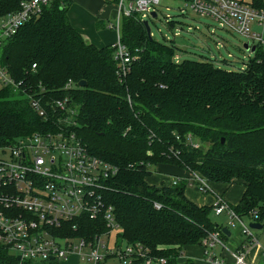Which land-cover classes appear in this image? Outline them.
<instances>
[{
	"label": "trees",
	"instance_id": "16d2710c",
	"mask_svg": "<svg viewBox=\"0 0 264 264\" xmlns=\"http://www.w3.org/2000/svg\"><path fill=\"white\" fill-rule=\"evenodd\" d=\"M20 1L0 0V14ZM252 2L264 6L263 0ZM71 3L54 0L0 46V64L22 83L20 89L0 88V145L57 128L52 101L66 96L77 111L70 128L91 154L118 168L101 190L119 226L116 245L139 244L146 257L163 258V264H193L179 262L185 246L201 245L212 232L228 238L224 226L212 220V207L186 196L187 172L208 183L240 184L242 195L230 208L264 228V45L256 44L254 55L237 70L212 60L176 61L174 45L150 39L143 22L123 16L120 42L131 61L119 77L115 46L87 42L70 22ZM30 97L41 100L46 118ZM158 172L178 181L151 184L148 178ZM77 225L74 234L90 238L108 230L88 216ZM18 263L0 245V264Z\"/></svg>",
	"mask_w": 264,
	"mask_h": 264
},
{
	"label": "built area",
	"instance_id": "2783aa9c",
	"mask_svg": "<svg viewBox=\"0 0 264 264\" xmlns=\"http://www.w3.org/2000/svg\"><path fill=\"white\" fill-rule=\"evenodd\" d=\"M53 1L21 0L15 10L1 13L0 46ZM159 3L160 0H118L115 3V22H109L107 27L117 34L112 46L116 48L114 59L119 77L127 73L131 61L129 51L120 42L121 18L132 15L143 22L148 16L153 17V12L157 15ZM189 6L197 14L210 17L220 28L264 45L262 34L251 29L264 25V6L253 4L252 0H189ZM256 44L253 45L256 47ZM35 66L33 64L32 68ZM21 86V81H15L0 64V88L20 89ZM30 100L38 114L46 118L47 111L41 100L34 97ZM52 106L51 117L57 128L20 137L13 144L0 145V245L20 256L18 264H22V260H65L73 254L87 264H101L110 255L117 258L118 264L165 263L163 258L146 257L139 244L116 245L119 226L101 190L104 181L115 175L118 168L91 154L70 128L75 123L77 111L66 96L54 99ZM171 180V184H175L178 178ZM187 186H194L201 193L212 190L198 173L189 174ZM213 201L211 207L215 214H226L232 224L237 220L241 233L248 240L256 239L253 229L234 213L221 195L215 193ZM85 216L100 219L108 230L92 238L74 234L78 220ZM112 233L115 235L111 241ZM201 246L206 264H252L240 251L230 252L232 262L217 253L216 247H225L218 232L209 233L201 240Z\"/></svg>",
	"mask_w": 264,
	"mask_h": 264
},
{
	"label": "rangeland",
	"instance_id": "374dc122",
	"mask_svg": "<svg viewBox=\"0 0 264 264\" xmlns=\"http://www.w3.org/2000/svg\"><path fill=\"white\" fill-rule=\"evenodd\" d=\"M88 2L89 0H77L74 2L73 8L77 10L78 15L84 16L91 13L86 7ZM112 6L108 9L109 19L106 20L104 25L97 24V30L109 29L107 21L115 22ZM146 21L150 27V35L153 39L175 46L176 61L183 59L212 60L219 67L237 70L242 68L249 58L254 55V52L246 50L243 44L248 42L251 46L256 44V41L239 33L220 28L210 17L197 14L189 6V0H160L156 17L148 16ZM168 21H173V25L169 26ZM251 29L261 33L264 37V25L261 27L252 26ZM193 143L197 145V140L194 137ZM149 180L153 179L148 178ZM222 186L225 185H213L212 190L207 193L198 192L194 186H187L186 189L190 199L211 206L214 203L215 193L221 195L227 189ZM239 187V184L232 185L225 191L224 197L230 203H235L233 201L236 199ZM211 218L214 222L222 224L230 231L238 229L239 222L234 220L232 224L224 214L217 215L212 211ZM243 221L248 222V218H243ZM252 233L255 236L257 234V237L261 235V241L264 242V228L253 229ZM114 235L115 233L111 234V241ZM75 255L70 258L71 264H87L86 260L77 259L78 256ZM61 263L59 262V264ZM107 263L118 264V260L115 257H109Z\"/></svg>",
	"mask_w": 264,
	"mask_h": 264
},
{
	"label": "crops",
	"instance_id": "0c3cea01",
	"mask_svg": "<svg viewBox=\"0 0 264 264\" xmlns=\"http://www.w3.org/2000/svg\"><path fill=\"white\" fill-rule=\"evenodd\" d=\"M75 1L77 0H72V3L68 10V16L72 26L82 35V37L86 41H89L90 43H93L98 47H102L105 45H113L117 38L116 31L113 29L97 30L96 25L97 24L104 25L106 20L109 19L110 14L108 9H110L112 5L115 15L114 18L116 17L117 10L115 4L111 3L110 1H108L109 3H106L104 0H89V2L86 3V7L91 13L82 16L81 14L78 15L77 10L73 8V4H75L74 3ZM107 23L109 22L107 21ZM154 175L155 176L153 180H149L151 184H161V183L170 184L172 181L171 179L177 177L173 174L162 173V172L155 173ZM186 175L189 177L188 172L184 176ZM216 184H221V183H209L211 188L213 185ZM232 185H236V184H232ZM232 185H225L222 187H226L228 189ZM225 191H223V193L221 194V196L225 199V201L230 205L236 204L242 195L243 187L240 185V187L238 188L236 199L233 201L235 203H230L224 197ZM185 194L190 199V197L187 194V189L185 190ZM191 200L199 205H204L203 203L199 201L197 202L194 199ZM224 215L227 217L226 214ZM227 219L229 220L228 217ZM247 223H250L249 219ZM254 237L256 238L255 240H248V238H246V236L241 233V227L238 225V229L235 231H230V236L224 240L225 247L224 248L216 247L215 251L221 254L229 262H232L230 252L240 251L245 253L247 260L252 264H264V242L261 241V235L257 237L256 234V236L254 235ZM73 255L69 256L65 260H59L57 264H59V262H62L61 264H71L70 258L73 257ZM77 259L80 258L77 257ZM187 260H191L193 264H206L203 256V247L200 244L185 246L183 249V254L179 258V262L184 263ZM107 261L105 262V264H113V263H107Z\"/></svg>",
	"mask_w": 264,
	"mask_h": 264
},
{
	"label": "water",
	"instance_id": "95a60500",
	"mask_svg": "<svg viewBox=\"0 0 264 264\" xmlns=\"http://www.w3.org/2000/svg\"><path fill=\"white\" fill-rule=\"evenodd\" d=\"M152 16L155 17V16H156V13L153 12V13H152ZM143 25H144V27H145V30H146L147 35H148L149 38L151 39L152 37H151V35H150V27H149V25H148V22H147L146 20L143 21ZM243 47H244L246 50H251L252 52L255 51V45H251V46H250V45L248 44V42L244 43V44H243ZM78 85L81 86V87L85 86V81H79V82H78ZM218 116H219V115H218ZM218 116H213V119L217 118ZM221 142H223V139H221ZM248 226H249V228H251V229H261V228H262V224L259 223V222H250V223H248ZM222 232L225 233V235H226L227 237L230 236V231H229L227 228L223 227V228H222ZM16 258L19 260V259H20V256L17 255Z\"/></svg>",
	"mask_w": 264,
	"mask_h": 264
}]
</instances>
